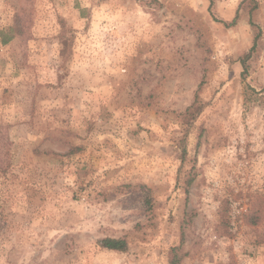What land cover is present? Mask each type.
Instances as JSON below:
<instances>
[{
	"label": "rangeland",
	"instance_id": "374dc122",
	"mask_svg": "<svg viewBox=\"0 0 264 264\" xmlns=\"http://www.w3.org/2000/svg\"><path fill=\"white\" fill-rule=\"evenodd\" d=\"M255 195L264 0H0V264H264Z\"/></svg>",
	"mask_w": 264,
	"mask_h": 264
},
{
	"label": "trees",
	"instance_id": "16d2710c",
	"mask_svg": "<svg viewBox=\"0 0 264 264\" xmlns=\"http://www.w3.org/2000/svg\"><path fill=\"white\" fill-rule=\"evenodd\" d=\"M241 6H239L238 12L240 11ZM238 12H237V16L235 17V19L233 20L232 23H235L237 17H238ZM20 15L18 14V17ZM19 23L17 25H20V20L18 18ZM21 26V25H20ZM19 26V27H20ZM18 28V26L13 27V31ZM12 34H8L5 32H2V43L3 44H7L8 42H10V40L12 39ZM243 65H244V71H243V75L246 73V61L242 60ZM204 108V104H198V102H195V104L192 107H189L186 113L187 118L189 119L187 121V125H189L191 122H193L197 116L202 112ZM186 125V127H187ZM186 130L188 131L187 128H185L184 133H186ZM183 141V143L181 144V158H182V162L186 161V157L188 154L187 151V146L185 144V137H182L181 139ZM193 178L189 177L187 179V184L189 185L192 182ZM252 203L251 208L249 209V212L246 216L247 218V222L251 225H258L261 222H264V196H260V195H255L254 200ZM227 211V209H225L223 215H225V212ZM259 243H264V238L263 240H261ZM99 244L101 247L106 248V249H110V250H116V251H121L124 252L128 249V243L126 241L125 238H115V237H104L102 239L99 240ZM176 263V262H175Z\"/></svg>",
	"mask_w": 264,
	"mask_h": 264
}]
</instances>
